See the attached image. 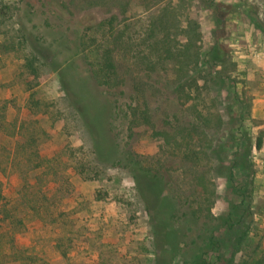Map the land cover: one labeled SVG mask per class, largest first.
I'll return each instance as SVG.
<instances>
[{
	"label": "rangeland",
	"instance_id": "1",
	"mask_svg": "<svg viewBox=\"0 0 264 264\" xmlns=\"http://www.w3.org/2000/svg\"><path fill=\"white\" fill-rule=\"evenodd\" d=\"M26 33L61 39L57 58H74L72 73L98 96L120 97L125 108L146 105L150 124L115 116L105 134L132 153L140 171L163 178L157 194L141 190L125 161L96 157L63 90L60 67L26 63L32 56ZM188 40L192 51L202 52L220 43L226 61L181 63ZM108 56L111 69L103 66ZM218 73L226 78L218 80ZM1 107L2 144L17 155V165L11 177L0 178L7 207L26 216L23 226L2 236L14 244H3L0 264H155L160 205L170 196L175 219L189 214L179 244L188 253L220 225L216 217L242 200L227 171L217 174L218 159L232 165V185L253 180L244 190L252 212L247 236L233 263L264 257V0H0ZM186 147L191 157L182 156ZM245 148L248 174L232 163ZM35 151L41 158L26 161ZM232 249L209 251V259L226 264ZM183 253L176 261L183 262ZM217 253L224 257L217 260Z\"/></svg>",
	"mask_w": 264,
	"mask_h": 264
},
{
	"label": "trees",
	"instance_id": "2",
	"mask_svg": "<svg viewBox=\"0 0 264 264\" xmlns=\"http://www.w3.org/2000/svg\"><path fill=\"white\" fill-rule=\"evenodd\" d=\"M213 6L215 11L214 17L217 21H219L216 14V9L219 5L215 3ZM22 36L23 41L26 42V46H29L31 51L32 56L30 58L28 56L26 57V63L30 67L33 66V59L46 63L51 68L60 67L59 75L63 90L68 97L70 106L75 110L76 114L79 115L86 129L91 134L94 144L93 152L96 154V157L101 161L103 159L111 164H120L125 161L128 163L127 166H129L132 172H134L133 176L138 185L140 184L141 190L145 188L148 191L151 190L153 193L155 192L157 194V189H159L158 187H160L161 190L163 178L161 176L159 177L156 172L152 173L149 170L140 171L137 167V162L132 158V153L126 148H120L117 143L112 142L105 134L107 133V130H110L107 126L111 123V119L115 116L117 118L122 117L127 120L138 119L144 124H150V117L146 105L143 107H132L129 104L125 108L121 105V102H119L120 97H114V99H112L113 102H108L107 100H109V98L107 96H98L88 81L81 79L72 73V65L75 63L73 61L74 58H57L60 52L59 40L61 39L58 41L53 39L48 42L46 40L39 41L38 39L40 38H31L28 33L22 34ZM181 48L182 54H179V56L181 58L183 57L180 61L183 64H189L192 62L193 64H198L202 60L210 64H223L226 61V51H224L222 45L218 42L212 44L208 50L204 52L199 51V49L196 48L195 51H192V45L189 40ZM165 51L169 52L171 50L165 49ZM189 56L193 57V59ZM103 64V66L107 69L112 68V61L109 56L104 58ZM70 74H73V76ZM188 77L189 76H187V78ZM225 78V75L218 73V80L223 81ZM77 84L82 88L81 91L80 89L77 90ZM123 93V91H120V94ZM105 100L107 103L104 104L101 102ZM2 110L3 107L0 108V177L7 176L9 178L11 177V173H13L14 166L17 165V155L10 148L5 149V145L2 144L3 141L1 134H3L4 130L7 128L5 116ZM96 126H98L99 131L98 129L96 130ZM102 129L104 130L103 133L101 132ZM14 134L15 131L13 132V135ZM185 137L186 136L180 137V141H183ZM257 141V146L259 147L261 142L260 138ZM182 156L187 158L191 157L190 149L187 147L186 149L184 148ZM233 156H235V160L232 161L233 164L246 171V174L251 172L250 165H252V163L250 150L248 148H245L243 154L241 155L234 152ZM35 158H41L40 154L36 151L32 155L29 153L26 161L31 162ZM217 164V174L221 175L223 171H227L226 180L230 183L232 191L241 196V202L238 205L232 206L227 215L215 218L221 223L218 227L208 230V235L203 238L204 244L202 246H196L191 251H188V253L185 252L187 250L186 249L183 253L179 244L182 240V236H184V231L180 229V226L183 223L187 224L190 222L188 220L189 214L183 212L185 219L181 215L175 219L176 214L179 213L177 209H175L176 202L171 196L164 197L163 204L160 205V216L162 217L160 219V229H162L160 232V255L156 258L155 264H171V261H173V264H216L215 261L209 259V251H215L217 249H221L222 247L233 248V251H231V257L228 261H226V264H234L233 256L237 251L239 244L247 236L248 222L250 221L249 218L252 215V212L246 203L248 196L245 195L244 190L247 186L252 184L253 180L252 177H249L250 179H245V181L239 186L232 185V182L235 179L234 171L231 168L232 165L228 167L220 159H218ZM38 166L40 165L37 164L36 167L38 168ZM28 175H30V172H24V182L29 188L31 182ZM42 192L43 195H45L44 198H46V191ZM6 197L3 181L0 178V263L5 256L2 254L3 244H14V241H2V236L4 237L5 235L14 232V227L18 224L23 226L26 216L24 214L23 219L20 215H18L19 212L16 208L7 207V202L10 201ZM179 218L182 220L178 222ZM172 220L173 222H171ZM246 220L247 222H245ZM216 231H220L221 233L218 235L216 234ZM181 253H183V262H178L175 258L178 254L181 255ZM223 257V253H217L216 255L217 260H221ZM242 264H264V257L255 258L251 256L249 261H243Z\"/></svg>",
	"mask_w": 264,
	"mask_h": 264
}]
</instances>
